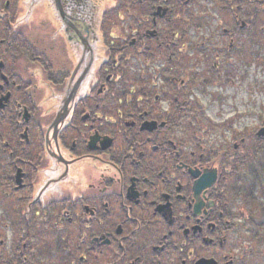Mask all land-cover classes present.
I'll return each mask as SVG.
<instances>
[{
	"label": "flooded vegetation",
	"instance_id": "af4514ba",
	"mask_svg": "<svg viewBox=\"0 0 264 264\" xmlns=\"http://www.w3.org/2000/svg\"><path fill=\"white\" fill-rule=\"evenodd\" d=\"M263 67L264 0H0V264H264Z\"/></svg>",
	"mask_w": 264,
	"mask_h": 264
},
{
	"label": "rangeland",
	"instance_id": "374dc122",
	"mask_svg": "<svg viewBox=\"0 0 264 264\" xmlns=\"http://www.w3.org/2000/svg\"><path fill=\"white\" fill-rule=\"evenodd\" d=\"M259 90H264V67L260 68ZM259 104H264V93L259 95Z\"/></svg>",
	"mask_w": 264,
	"mask_h": 264
},
{
	"label": "trees",
	"instance_id": "16d2710c",
	"mask_svg": "<svg viewBox=\"0 0 264 264\" xmlns=\"http://www.w3.org/2000/svg\"><path fill=\"white\" fill-rule=\"evenodd\" d=\"M246 166H249L250 165V160H247L246 164H244Z\"/></svg>",
	"mask_w": 264,
	"mask_h": 264
},
{
	"label": "water",
	"instance_id": "95a60500",
	"mask_svg": "<svg viewBox=\"0 0 264 264\" xmlns=\"http://www.w3.org/2000/svg\"><path fill=\"white\" fill-rule=\"evenodd\" d=\"M101 10H99V17H100ZM72 80H74V77H72Z\"/></svg>",
	"mask_w": 264,
	"mask_h": 264
}]
</instances>
